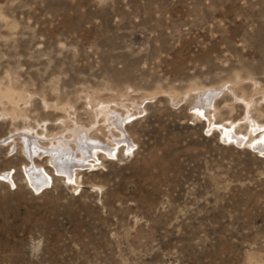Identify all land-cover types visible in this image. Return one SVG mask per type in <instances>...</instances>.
Masks as SVG:
<instances>
[{
    "label": "rangeland",
    "instance_id": "1",
    "mask_svg": "<svg viewBox=\"0 0 264 264\" xmlns=\"http://www.w3.org/2000/svg\"><path fill=\"white\" fill-rule=\"evenodd\" d=\"M0 176V264H264V0H0Z\"/></svg>",
    "mask_w": 264,
    "mask_h": 264
},
{
    "label": "bare ground",
    "instance_id": "2",
    "mask_svg": "<svg viewBox=\"0 0 264 264\" xmlns=\"http://www.w3.org/2000/svg\"><path fill=\"white\" fill-rule=\"evenodd\" d=\"M220 89V88H219ZM210 90V89H209ZM204 92V91H203ZM213 92H215V91H210V92H208L207 94H206V96H207V98L209 99V97H211L210 95L213 93ZM7 94H9V93H7ZM209 105V104H208ZM201 111V110H200ZM101 114V115H100ZM104 114V115H103ZM99 115H100V118H102V120L104 121V124L103 125H107V126H111V129L110 130H112V127H114V129H116V130H119V132H120V134H122L121 133V122L123 121H121V117H123V116H121V115H119V113L116 111V110H111V109H108V107L106 108V107H102L100 110H99ZM103 115V116H102ZM115 118V119H114ZM106 126V127H107ZM86 134H87V131L86 132H84V134H83V132H82V130H81V132L79 131V132H77L76 130H75V134L73 135V137H72V139L71 140H68V139H62V137H60L57 141V146L55 147L54 145V148H55V150L54 151H52V153L54 154H52V158L53 159H55L56 161H55V165H56V167H57V171H59V172H62L63 174L65 173V174H67L68 175V177L69 176H71L70 175V173H69V171H70V169L71 168H73V167H75L76 165H74V160H76L77 162L78 161H81V159H79L78 158V156H76L75 154L76 153H74V156L72 155V154H68V155H70V158L69 159H65V155L68 153L67 151H69V148H70V142H72V143H74V145H76V147H77V150L81 153V155H83V156H88V154L90 153L89 152V147L90 146H92V147H90V149H103L104 151H108L109 152V150L108 149H105V148H101V146L99 147V146H96L95 145V142H91L90 140H87V138H86ZM90 139V138H89ZM27 140V139H26ZM119 141V140H118ZM124 141V140H123ZM260 144V143H259ZM29 145L30 144H28V148H29ZM86 146V148H84ZM38 147V146H37ZM74 149H75V147H74ZM71 150V149H70ZM72 151V150H71ZM27 152H29L30 153V150H28L27 149ZM72 152H75V151H72ZM110 153V152H109ZM36 154V153H35ZM31 155V154H30ZM34 155V154H33ZM32 155V156H33ZM35 156V155H34ZM85 156V157H86ZM30 157V156H29ZM73 157L75 158L74 160H73ZM31 158H33V157H31ZM89 157H87V159H88ZM60 160H66L65 161V164H63V165H61V164H59L60 162ZM89 160V159H88ZM88 160H86V161H88ZM83 161V160H82ZM53 162V161H52ZM81 164V163H80ZM87 164V163H86ZM54 165V166H55ZM55 167V168H56ZM31 172H32V176H29V177H31V184L37 189V190H41L44 186H46L48 183H49V180H46V179H44L42 176L43 175H41L39 172H38V169H32L31 170Z\"/></svg>",
    "mask_w": 264,
    "mask_h": 264
},
{
    "label": "snow or ice",
    "instance_id": "3",
    "mask_svg": "<svg viewBox=\"0 0 264 264\" xmlns=\"http://www.w3.org/2000/svg\"><path fill=\"white\" fill-rule=\"evenodd\" d=\"M4 179V177L3 176H0V180H3ZM13 187H14V185H13Z\"/></svg>",
    "mask_w": 264,
    "mask_h": 264
}]
</instances>
